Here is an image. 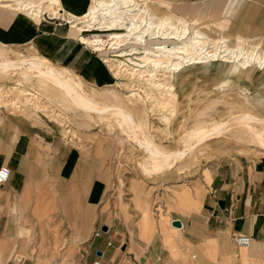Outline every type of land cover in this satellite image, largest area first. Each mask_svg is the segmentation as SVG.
I'll return each mask as SVG.
<instances>
[{
  "label": "rangeland",
  "instance_id": "374dc122",
  "mask_svg": "<svg viewBox=\"0 0 264 264\" xmlns=\"http://www.w3.org/2000/svg\"><path fill=\"white\" fill-rule=\"evenodd\" d=\"M73 1L76 4L72 9L69 8V0L54 1L51 8L65 10L80 16L88 6V0H85L83 5L79 0ZM139 1L141 2V0ZM169 1L145 0L147 5H150L151 2L160 4L158 22L163 20L165 23L158 30V39L167 40V36L181 38L184 29H188L187 37L178 40V43L188 40L191 33L200 31L205 35L206 40L210 41V46H215L216 40L218 38L222 40V36H224L228 47L232 48L240 44L248 52L259 51L261 54L264 53V0H244L239 8L230 13V21L227 23L228 29L223 31L217 29L215 23L219 20L220 9L225 0H201L195 3ZM48 3V0H39L34 3L39 8L38 14L46 18H59L53 12L44 9ZM0 6H7L15 10V7H18L17 0H0ZM18 11L33 17L27 9H18ZM62 19L69 23L67 16L62 17ZM81 19L84 20V18ZM65 25L67 26V24ZM237 25L242 27L240 30L247 28L244 34L245 42H238L236 39ZM82 44L87 45L84 42ZM0 45L6 47V54L13 58L18 57V55L37 52L28 44L8 46L0 43ZM87 47L94 52L93 60L99 64L101 62L103 68L98 72L104 74L107 80L101 84L92 83L72 68L73 72L83 80L85 88L99 93L102 88L110 85V88L115 89L122 96H126L134 90V92H139L143 98H145L143 93H148V96H152L146 102V107L148 105L147 108L152 110L149 112L150 134L157 143L168 150L175 151L181 148L179 138L183 134L182 132L189 127L191 128L198 119V112L208 103L213 102L214 104L206 112V116L200 117L201 120H207L208 124L213 122L215 125L219 124V121L230 119V115L237 116V114H243L245 111H250V113L261 118L258 119L260 121L264 119V103L262 102L264 87L257 85L255 79L239 81L230 76L229 80H223L220 73L214 74L213 71H207L208 68L200 66L197 67V71L191 68L186 70L184 74L177 76L172 82L173 88L170 92L176 94L172 107L163 108L160 105L152 107L151 105L157 100L166 101L169 95L164 94V88L160 90L163 92L161 95L155 89L150 90L146 80H144L147 77L145 75L147 72H142V76L130 75L129 66L123 63L110 62L113 64L111 67L114 71L118 72V77L115 78L113 71L110 70L111 67L103 60L104 55L102 56L88 45ZM210 50L214 51V48H210ZM218 68L220 67H214V69ZM158 73H162V71ZM13 86H15L13 77L0 76V99L6 100L2 104V108L8 112L25 113L28 111V113L34 114V125L46 131L45 134H36L37 141L43 142L42 137H46L50 143L59 139L65 144L76 145L87 152L96 148V155L100 157V169L103 176L102 217L100 221L107 226L108 231L101 233L94 241L99 242L106 252L105 255L111 262L108 261L107 264H244L240 259L236 260L234 257L240 247L231 240V231L228 228L204 230L193 237H185V230H189L185 226L186 222L192 221V225L197 224L198 215H201L205 205L212 201V182L217 170L230 168L234 178H236V173H240L242 168L246 167L250 171L254 163L258 166L264 162V147L251 139L249 140L250 137L243 133L244 130L239 129L235 124H230L219 134V130L215 127L221 125H217L213 127L215 130H210V132L215 133L217 130L216 137L200 145L201 148L196 147L193 152L194 155H191L192 160L187 157L189 160L186 161V158L185 162L183 161V163H187L184 164L185 166L181 162V165H173L161 173L145 175L139 164V160L144 154L143 150L138 145L127 141L117 142L116 139L119 135L111 129L107 122L99 121L93 115H87L84 111L73 107L69 110L68 108L61 110L56 102H52L50 98L58 99L59 97L50 92L37 90L35 82L26 84V87H21L23 90L36 91L38 94L42 92L41 97L44 100L50 98L48 99L49 103L53 105L54 109L60 110V115L56 114L57 109L53 111L51 107H47V102L44 103L46 106L41 101L39 103V97L35 98V95H26L22 91H14ZM137 88L141 91H137ZM13 95L17 97L20 105H22L24 97H31L39 106L44 107L36 108L35 112L32 109V104L25 103V106L17 110L8 103V96ZM256 99L260 100V103ZM131 100L136 107L141 106L135 98L132 97ZM32 114L28 115L31 116ZM166 118H169V123ZM179 165L181 168L178 167ZM94 185L92 183L89 190L90 195L93 194ZM184 190L194 193L195 198L200 200L199 210L190 212L187 208L174 204L175 194ZM158 207L159 211H156ZM150 212L153 226H144L143 229L141 225L143 217ZM207 213L212 214L210 210ZM165 217L173 220L180 218L183 221L182 233L169 230L170 224ZM160 223H162V229ZM237 225L242 226V221H237ZM256 229L257 226L255 225L252 227L251 233L248 232V229L240 232V229L232 225V232L245 233L251 236L248 253L252 259L257 256L260 264H264V219L258 228L259 231ZM153 231H158L163 244L160 242V238L155 236L150 239L149 244H146L145 240ZM166 234L170 235L176 248H172V242L166 241ZM256 234L258 236H255ZM108 239H110L112 246L106 247L105 242ZM83 249L80 244L61 245L56 240L53 250L58 259L52 262H42V264H82V256L85 253L83 252L82 255ZM171 250L173 252L176 250L178 253L175 254ZM227 256H230L229 262H226ZM35 264H39V262L35 261Z\"/></svg>",
  "mask_w": 264,
  "mask_h": 264
},
{
  "label": "crops",
  "instance_id": "0c3cea01",
  "mask_svg": "<svg viewBox=\"0 0 264 264\" xmlns=\"http://www.w3.org/2000/svg\"><path fill=\"white\" fill-rule=\"evenodd\" d=\"M198 1L201 0L169 2ZM79 2L85 4V0ZM223 2L219 19L230 21V13L244 0ZM74 4L69 0V8ZM241 28L236 26L237 33L245 34L247 28ZM69 29V23L62 17L38 15L34 18L0 6L1 44H28L52 63L74 68L92 83L105 82L107 77L98 72L103 68L101 62L93 60L94 52L70 35ZM25 113H10L0 108V165L10 169L8 178L0 185V264L55 261L58 259L53 250L56 240L61 245H82V255L85 253L81 263L90 264L94 259L93 249L103 250L101 244L94 241L98 236L92 234V230L102 224L100 157L96 155V148L87 152L59 139L50 143L46 137H42L43 142L37 141L36 134L46 131L34 125V114ZM263 173L264 162L258 166L254 163L250 171L242 168L236 178L230 168L217 170L212 182V201L198 215L197 224L186 222L189 230H185V237L214 228H228L231 234L232 225L240 232L248 229L249 233L256 225L259 231L264 219ZM92 183L95 185L90 195ZM208 210L212 214H208ZM239 220L242 226L237 225ZM153 236L159 237L163 244L158 231L151 233L146 244ZM105 253L99 258L103 264L109 261Z\"/></svg>",
  "mask_w": 264,
  "mask_h": 264
},
{
  "label": "bare ground",
  "instance_id": "6f19581e",
  "mask_svg": "<svg viewBox=\"0 0 264 264\" xmlns=\"http://www.w3.org/2000/svg\"><path fill=\"white\" fill-rule=\"evenodd\" d=\"M37 1L39 0H17L18 7L15 8L16 10L27 9L30 15L36 18L40 12L39 8H37L38 6L34 5ZM54 1L57 0H48L49 3L44 6V9L53 12L59 17L65 18L67 16L70 23V35L87 43L88 46L98 51L102 56L104 55L103 60L110 67L113 65L110 62H118L130 67V75H141L142 72H147L145 74L147 77L144 80H146L150 90L155 89L160 95L163 92L169 95L166 101L157 100L151 105L152 107L157 105L163 108L166 106L172 107V103L176 98V94L170 92L173 88L172 82L174 79L184 74L186 70L191 68L196 70L200 66L208 68L207 71H213L214 74L220 73L223 80H229L230 76L239 81L255 79L257 85L264 87V53L261 54L259 51L248 52L240 44H237L236 47H228L224 36H222V40L219 38L216 40L217 44L215 46H210V41L206 40L205 35L200 31L191 33L188 40L178 43V40L187 37L188 29H184L181 38L167 36V40L158 39V30L165 21L161 20L158 22L160 4L156 2H151L150 5H147L145 0H141V2L139 0H88V6L81 13L82 16H78L65 10L52 9L51 4ZM81 18H84V20ZM228 22L229 20L227 19H219L215 26L220 31H223L228 29ZM236 39H238V42H245L244 34L237 33ZM210 48H214V51H211ZM6 52L7 48L0 45V76H11L15 79L14 91H22L26 95H35V98L39 97V103L41 101L46 106L44 103L47 102V107H51L53 111H56L57 108L54 109L53 105L49 103L48 99L50 98L52 102H56L61 110L66 108L69 110L73 107L84 111L87 115H93L99 121L107 122L111 129L119 135L116 139L117 142L127 141L138 145L143 150L144 154L139 160V164L141 171L145 175L161 173L173 165H181V162H185L187 157L192 158L191 155H194L193 152L196 147H200L208 140L215 138L218 133L220 134L230 124H235L236 127L244 130L243 133L249 135V140L251 139L264 147V119L260 121L258 119L261 118L250 113V111H245L243 114H237V116L230 115V119L219 121V124L217 122L216 125L213 124L214 122L208 124L207 120H201L200 117H204L206 112L212 108L214 104L212 102L205 105L198 112V119H196L191 128L189 127L182 132L183 134L179 138V142L182 143V145L180 143L181 148L175 151L168 150L160 143H157L150 134L149 112L152 110L147 108L148 105L146 107V102L152 96H148V93H143L145 97L143 98L139 92H134L133 90L128 95L122 96L115 89L110 88V85L102 88L101 92L96 93L91 89L85 88L83 80L78 74L73 72L72 68L57 66L45 55L36 52L33 54L29 53L31 55H18V57L13 58L9 57ZM214 67L220 68L214 69ZM110 70L113 71V76L117 78L118 72L114 71L112 67ZM161 71L162 73H158ZM34 82L37 84V90L50 92L59 98L50 97L44 100L41 97L42 92L38 94L36 91H33V93L30 92L31 90L22 89L23 86L26 87V84ZM163 88L164 91H160ZM136 90L141 91L138 88ZM132 97L140 102L141 106L137 105L139 108L134 105L131 100ZM32 99L31 97H24L22 105H20L17 97L13 95L8 96V103L13 108H17V110L25 106V103L32 104V109L35 112L39 107H44L39 106ZM4 101L6 100L0 99L1 105L5 103ZM256 101L260 103V100L256 99ZM262 102L264 103V98ZM56 112V114L60 115V110ZM166 120L168 122L169 118H166ZM217 125L221 126L218 127ZM213 127L218 129L219 132L217 133V130L216 133L210 132L211 129H214ZM188 160L187 158L186 161ZM180 165L178 167L181 168ZM174 204L185 207L190 212L199 210L201 206L200 200H197L195 194L189 190L177 192L174 197ZM156 211H159V207L156 208ZM151 216L150 212L143 217V223L141 224L143 229L144 226H153ZM166 219H168L170 224L169 230L182 233L183 221L180 218L174 220ZM175 221L180 222L181 226ZM160 228L162 229V223H160ZM249 237L251 238V236ZM166 241L172 242V248H176L169 234H166ZM250 244V241L246 245L236 244L240 247V250L234 257L236 260L240 259L244 264H260L257 256L252 259L249 255L248 248ZM101 251L104 254V250ZM173 253L177 254L178 252L176 253L175 250ZM229 259L230 256H227L226 262H229Z\"/></svg>",
  "mask_w": 264,
  "mask_h": 264
},
{
  "label": "built area",
  "instance_id": "2783aa9c",
  "mask_svg": "<svg viewBox=\"0 0 264 264\" xmlns=\"http://www.w3.org/2000/svg\"><path fill=\"white\" fill-rule=\"evenodd\" d=\"M0 108H2V105L0 103ZM9 173H10V169L8 166L6 165H0V185L6 181V179L8 178L9 176ZM103 224V223H102ZM101 224V225H102ZM101 225H99L98 227H96L94 230H93V235L95 236H99L101 233H107L108 231V228L107 226L105 225V228L104 230L101 228ZM181 226V224H179ZM230 238L231 240L235 243V244H238V245H246L249 243L250 241V237L245 234V233H238V232H232L230 234ZM105 245L106 246H112V243L110 241V239H108L106 242H105ZM102 251H101V248H98V247H95L93 249V255H94V259L91 260L90 264H103L101 261H100V256L102 255Z\"/></svg>",
  "mask_w": 264,
  "mask_h": 264
},
{
  "label": "water",
  "instance_id": "95a60500",
  "mask_svg": "<svg viewBox=\"0 0 264 264\" xmlns=\"http://www.w3.org/2000/svg\"><path fill=\"white\" fill-rule=\"evenodd\" d=\"M175 222H177L178 224H180V222H178V221H175ZM101 228L104 229L105 228V224H102L101 225Z\"/></svg>",
  "mask_w": 264,
  "mask_h": 264
}]
</instances>
